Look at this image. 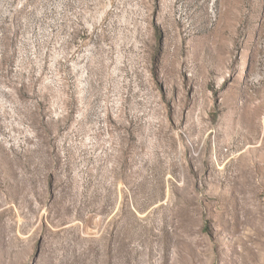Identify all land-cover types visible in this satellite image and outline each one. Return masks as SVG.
<instances>
[{
  "label": "rangeland",
  "instance_id": "rangeland-1",
  "mask_svg": "<svg viewBox=\"0 0 264 264\" xmlns=\"http://www.w3.org/2000/svg\"><path fill=\"white\" fill-rule=\"evenodd\" d=\"M0 264H264V0H0Z\"/></svg>",
  "mask_w": 264,
  "mask_h": 264
}]
</instances>
